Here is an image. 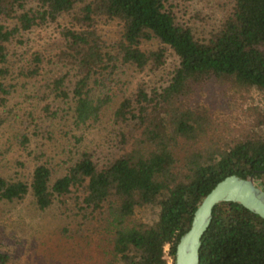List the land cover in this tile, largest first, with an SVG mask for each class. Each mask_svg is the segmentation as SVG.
I'll list each match as a JSON object with an SVG mask.
<instances>
[{
	"label": "trees",
	"instance_id": "obj_1",
	"mask_svg": "<svg viewBox=\"0 0 264 264\" xmlns=\"http://www.w3.org/2000/svg\"><path fill=\"white\" fill-rule=\"evenodd\" d=\"M218 4L220 17L206 29L185 17L181 1L0 0V131L10 127L31 158L19 153L0 170V200L29 196L43 211L69 198L81 213L78 225L88 221L87 233H97L101 253L92 264H166L165 244L174 264L179 235L216 181L251 175L264 189V127L198 146L207 114L192 101L196 87L215 79L264 95V0ZM98 20L119 24L111 43ZM126 69H163L165 82L150 92L143 79L124 87ZM149 106L155 118L134 138ZM104 118L107 136L112 125L128 127L105 151L83 136ZM180 140L188 146L181 159ZM7 259L0 250V264ZM198 262L264 264V219L217 202Z\"/></svg>",
	"mask_w": 264,
	"mask_h": 264
},
{
	"label": "rangeland",
	"instance_id": "obj_2",
	"mask_svg": "<svg viewBox=\"0 0 264 264\" xmlns=\"http://www.w3.org/2000/svg\"><path fill=\"white\" fill-rule=\"evenodd\" d=\"M173 1L184 3L187 9L185 17H189L197 26L204 24L206 29L220 17L222 11L218 4L219 0ZM203 21L205 23H202ZM98 27L101 35L108 43L113 41L119 30V24L116 20H98ZM154 44L151 41L145 43L144 46H154ZM136 71L133 69L124 71L120 78L124 87H131L136 81L143 79L146 89L150 92L154 87L159 89L160 84L165 82H162L165 74L163 69L147 73ZM127 87L124 94L130 89ZM118 98L119 96L115 95L110 105H113ZM195 99L202 103L207 114L205 133L201 136V141L199 140L198 144L201 148L212 140L221 145L238 138L250 137L264 127V124L261 123L264 116V95L255 88L232 87L229 86V83L211 79L195 88L192 101ZM154 116V112L149 106L143 116L144 120L138 124V128H134V121H129L131 124L129 128H134V138H137L141 133L143 135L146 129L150 128ZM30 128L32 131L31 125ZM106 128L110 129L111 126L107 125V120L104 118L101 120L98 129L84 132L85 141L99 140L98 146L105 151L106 146L111 144L110 140L116 142L119 137L117 133L119 128V132L121 130H124L123 132L128 131V127L122 128L120 124L112 125L111 132L107 136L104 134ZM10 133V127L3 126L0 131V149L3 152L0 160L1 171H6L12 156H17L19 153L25 155L17 148ZM55 135L58 136L57 133ZM130 142L129 140L126 145L127 148L130 146ZM187 148L188 146L182 140L178 141L179 159L184 155ZM26 159L31 158L26 156ZM75 208L69 198L64 199L62 203L54 201L43 211L34 207L29 196L12 202L0 200V250H5L8 253L6 263H94L98 253H101V250H98V245L95 244L98 240L97 233L96 231L87 233L88 221L78 225L81 220V213H77Z\"/></svg>",
	"mask_w": 264,
	"mask_h": 264
},
{
	"label": "water",
	"instance_id": "obj_3",
	"mask_svg": "<svg viewBox=\"0 0 264 264\" xmlns=\"http://www.w3.org/2000/svg\"><path fill=\"white\" fill-rule=\"evenodd\" d=\"M220 201L236 202L264 219V189L251 175L227 174L216 181L195 206L188 228L175 243L174 264H199L200 237L211 219L213 205Z\"/></svg>",
	"mask_w": 264,
	"mask_h": 264
},
{
	"label": "built area",
	"instance_id": "obj_4",
	"mask_svg": "<svg viewBox=\"0 0 264 264\" xmlns=\"http://www.w3.org/2000/svg\"><path fill=\"white\" fill-rule=\"evenodd\" d=\"M167 248H168V246H167V244H165L164 247H163V251H164V256H165L166 264H173L172 263V260H171V257L167 253Z\"/></svg>",
	"mask_w": 264,
	"mask_h": 264
}]
</instances>
